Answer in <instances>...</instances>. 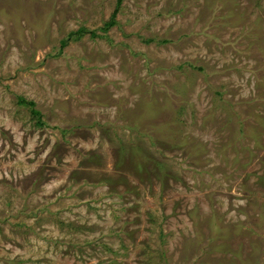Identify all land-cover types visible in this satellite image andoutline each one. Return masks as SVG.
Segmentation results:
<instances>
[{
	"label": "rangeland",
	"instance_id": "1",
	"mask_svg": "<svg viewBox=\"0 0 264 264\" xmlns=\"http://www.w3.org/2000/svg\"><path fill=\"white\" fill-rule=\"evenodd\" d=\"M116 7L0 0V264H264V0Z\"/></svg>",
	"mask_w": 264,
	"mask_h": 264
},
{
	"label": "trees",
	"instance_id": "2",
	"mask_svg": "<svg viewBox=\"0 0 264 264\" xmlns=\"http://www.w3.org/2000/svg\"><path fill=\"white\" fill-rule=\"evenodd\" d=\"M120 1H121V0H117V7H116L117 9L115 8L114 13H113V16L115 15L116 10H118V8H119ZM112 23L114 24L115 21H114V20H113V21H110V22H108L106 25L109 26V25L112 24ZM82 31H83V30H82V27H80V28L77 29L76 31H74V32H73V31L70 32V33H69V36H71V35H75V39H76V38H80V36L82 35V34H81ZM64 42H65V40H64V41H61V44H62V45L65 44V43L67 42V39H66V42H65V43H64ZM20 100H21V102H22V101H23V102L25 101L23 98H21ZM28 103L33 104L32 101H29ZM32 112L35 113V114H38V115H39V112H38L37 110L32 109ZM39 118H40V116H39Z\"/></svg>",
	"mask_w": 264,
	"mask_h": 264
}]
</instances>
